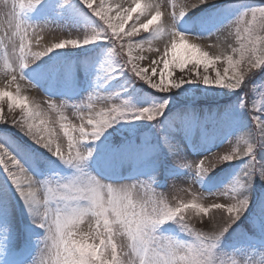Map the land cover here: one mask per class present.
<instances>
[{
  "label": "rangeland",
  "instance_id": "1",
  "mask_svg": "<svg viewBox=\"0 0 264 264\" xmlns=\"http://www.w3.org/2000/svg\"><path fill=\"white\" fill-rule=\"evenodd\" d=\"M148 2L159 4L161 19L166 20L164 14L172 10L171 3L190 7L198 0H142V3ZM28 3L29 0H0V24L4 29H8L13 6L19 11L20 4L27 6ZM105 4L136 7L133 0H105ZM262 5L264 0H208V3L175 20V29L181 34L201 38L190 42L200 44L203 50L231 54L232 47H239L237 28L243 34L246 26L237 23L235 17L246 7ZM110 14L115 17V10ZM132 15L134 17L136 13ZM19 17L23 23L36 27L35 34L29 29L33 52L44 51L61 39H76V34L98 31L101 27L81 0H39L20 11ZM229 21H232L230 25L216 33ZM132 22L129 19L125 28ZM14 31L13 22L9 33L11 39L0 44V90L16 95L19 87V95L28 97L30 106L32 102L39 104L40 109L47 113L46 118L50 122L47 127L52 128L59 137L57 143L62 141L65 148L67 138L60 123L79 125L80 120L72 106L88 103L91 94L96 110L108 104L95 97L108 96L113 102H124L130 109L129 116L141 108L164 105L154 119L118 120L96 140L84 142V147L91 148L92 154L79 165L80 168L105 183H114V186L147 180L151 183L150 194H162L173 206L179 202H195L204 207L225 203L226 199L217 195L225 190L246 195L248 204L245 211L217 240L214 252L235 259L237 264H264V180L257 174L246 187H237V178L247 164L264 165V138H260L259 129L253 123V117L264 122V65L250 72L236 89L196 80L160 92L123 67L122 59L112 50L110 41L97 40L49 51L20 68L24 80L17 77L16 83L9 85L10 77L4 67V47H7L11 64L15 59L13 49L18 54L20 43L18 35L11 36ZM2 34L3 30H0ZM37 35L39 44L36 43ZM256 35L264 36V31L257 30ZM133 39L152 41L153 51H148L149 44L145 43L144 51L139 53L145 59L138 63L145 68L151 60L159 58L168 42L167 38L160 39L151 32H141ZM210 42L219 47L209 48ZM133 54H137V50L134 49ZM224 67L217 61V70L223 72ZM190 68V64L183 70L173 67L169 79L179 80L182 75L193 78L196 72L204 74L202 65L192 73L188 71ZM208 75L214 77L215 72L210 68ZM50 102L57 106L65 105L63 115L66 120L61 121L60 114L48 108ZM7 105L8 98H0V115L10 118L21 114L20 107L9 112ZM132 133L135 134L130 137ZM127 140L130 143L126 146ZM0 143L17 155L31 157L32 162L26 167L38 181L46 177L66 180L77 174V168L72 164L35 145L10 124L0 123ZM249 144L253 147L251 153L224 161L207 173L197 174L190 164L184 166V163H198L200 159H204L205 166H208L216 157L229 154L234 149L245 151ZM135 190L146 195L145 189L137 187ZM38 195L43 199L44 190L40 189ZM192 225L205 232L212 229L208 216L200 217L195 213H192ZM155 232L181 241L192 239L174 220L157 225ZM42 234L43 229L32 222L28 206L0 168V264H33L38 238Z\"/></svg>",
  "mask_w": 264,
  "mask_h": 264
},
{
  "label": "snow or ice",
  "instance_id": "2",
  "mask_svg": "<svg viewBox=\"0 0 264 264\" xmlns=\"http://www.w3.org/2000/svg\"><path fill=\"white\" fill-rule=\"evenodd\" d=\"M38 2L39 0H29L27 6L20 4L19 11L16 10V6L14 5L13 11L9 13L8 29H4L3 24H0V30H3V34L0 35V44H4L6 39L11 38L9 33L13 27V22L15 31L11 32V36L18 35L20 38L18 54H16V49H13L15 59L11 64L9 63L7 47H4V67L6 74L10 77L9 85L15 84L17 77L20 80H24L20 74V68L33 63L35 59L44 56L49 51L65 46L88 44L97 40L110 41L112 50L122 59L123 67L127 68L135 77L142 79L160 92H165L171 88L179 87L184 83L196 80L204 84H215L236 89L241 86L245 77L250 72L264 65V36L256 35L257 30L264 31V5L246 7L235 17L237 23H244L246 26L243 28V34H241L240 28H237L239 47H232L231 54H226L223 51L213 53L203 50L200 44L190 42L201 40V38L181 34L175 29V20L184 17L191 9L208 3V0H198L196 4L190 7L173 2L170 4L172 10L164 14L166 20L161 19V6L152 2L142 3V0H133L136 7L124 8L122 4L106 6L105 0H98V2H95V0H81V3L100 22V29L89 33L76 34L78 37L76 39H61L59 42L51 44L50 47H46L44 51L33 52L29 40V29H32V34H35L36 27L23 23L19 17V13L23 9L32 6L33 3ZM177 8H179V11H177ZM113 10L116 12L115 17L110 14ZM133 13H136L134 17ZM154 16L158 18L155 22L150 23V21H153ZM249 16L250 19L248 18ZM141 17H144L143 21ZM129 19H132L133 22L128 28H125V24ZM231 23L232 21H229L226 25L219 28L216 33L221 32ZM165 24L167 25L166 28L163 27ZM141 32H151L155 36L160 37V39L167 38L168 41L165 44L164 51L159 54V58L151 60L147 68L141 67L138 63L145 59L139 53L144 51L145 43L149 44L148 51H153L151 47L152 41L134 40L133 37ZM36 43L39 44L38 35L36 36ZM208 47L218 48L219 46L210 42ZM134 49L137 50V54L135 55L133 54ZM156 52H159V49H156ZM217 61L225 65L223 72L217 70ZM189 64L191 65V68L188 70L189 73L194 72L202 65L204 74L200 75L196 72L193 78H186L182 75L179 80L175 78L169 79V77H172L171 69L173 67L183 70L185 65ZM210 68L215 72L214 77L208 75ZM0 93H3V95H0V98H8L7 107L9 112L14 107H20L22 110L19 116L6 118L4 115H0V123L12 125L23 135L27 136L35 145L44 148L60 160L72 164L77 168V174L66 180L46 177L38 181L33 178L26 167V164L32 162L31 157L17 155L5 147L4 144L0 143V168H3L7 179L16 188L21 199L28 206L31 215L36 208L44 209L40 222L36 224L43 230L49 222L51 206L60 196H68L77 200L92 192L98 183L95 176L87 174L79 167L92 154V149L85 148L84 142L96 140L106 128L118 120L141 117L154 119L164 107L163 104H160L155 108H141L129 116L130 109H128L124 102H113L114 100L108 96L95 97L96 100L103 99L108 104V106L96 110L93 94H91L89 95L88 103L72 106L77 118L80 120L79 125H73L71 122L60 123L63 135L67 138V146L65 148L62 141L57 143L59 139L58 135L53 132L51 127H47L50 123L46 118L47 113L41 110L39 104L35 102H32L30 106L28 97L19 95V87H17L16 95L5 90H0ZM10 97L12 98L11 100ZM17 102H20L19 106ZM64 106H57L51 102L48 104L49 109L60 114L59 119L61 121L67 119L63 115ZM253 123L259 129L260 138H264V122H261L258 117H253ZM252 149L251 144L243 152L234 149L229 154L216 157L208 166H205L204 159H200L198 163H184V166L187 167L190 164L197 170V174L207 173L224 161L248 155ZM257 174L261 180H264V165L258 167L252 163L247 164L237 178V187H246ZM130 187L133 190L137 189V187L145 189V204H150L156 209L154 213H146L144 218L137 216L132 222V227H136V223L143 219L144 226L154 231L157 225L174 220L182 225L183 230L192 237L190 241L169 238V246H183L184 254L188 257V260L183 262L179 260L172 261L166 247L161 246L157 248L155 244L150 245L148 248L149 253L154 254L153 249H155L166 257L165 260H160L159 264H199L201 258L215 253L214 249L217 240L240 218L248 204L246 195L238 194L235 190L231 192L225 190L217 194L226 199L225 203H213L204 207L195 202H179L173 206L167 202L162 194L159 196L150 194L151 183L147 180L139 181L138 184L133 183ZM40 189L44 190L43 199L38 195ZM192 213L200 217L208 216L212 223V229L205 232L195 228L192 225ZM54 216L55 213L53 212L52 217L54 218ZM217 217H219V222L217 221ZM108 238V233L103 231V224H101L99 235L93 233L91 238L87 239V242L91 240V243H95L98 246L100 239L105 241V244L102 246L104 251L100 254L99 258L94 257L89 251L73 254L57 245L51 255L43 257L42 264H103L104 261H111V248L107 245ZM113 238L115 239V236ZM163 243L161 241V245ZM129 258L131 264H142L139 253H132ZM123 259V254L118 247L117 258L114 264H123ZM157 259L159 260V257Z\"/></svg>",
  "mask_w": 264,
  "mask_h": 264
},
{
  "label": "clouds",
  "instance_id": "3",
  "mask_svg": "<svg viewBox=\"0 0 264 264\" xmlns=\"http://www.w3.org/2000/svg\"><path fill=\"white\" fill-rule=\"evenodd\" d=\"M157 18L154 16L150 23L155 22ZM19 104L20 102H17L18 106ZM96 180L97 185L87 196L74 200L62 195L54 202L49 211L47 227L38 238L37 256L33 264H42L43 257L51 255L57 245L73 254L89 251L94 257L99 258L104 251L102 246L105 241L100 239L98 246L95 243H88L87 239L91 238L93 233L99 235L101 224L103 231L108 233L107 245L111 248L112 257L111 261H104L103 264H114L118 247L124 257L123 264H131L129 257L132 253L140 254L142 264H159V261L165 260L166 257L155 249L154 254L149 253L148 248L152 244L157 248L166 247L172 261L188 260L182 245L169 246V238L156 234L155 230L147 229L143 219L136 223V227H132V222L137 216L144 218L146 213L156 211L152 205L145 204V195L131 189L130 185L114 186V183H105L99 178ZM43 213L42 208L34 209L31 215L32 222L38 224ZM161 241L164 242L163 245ZM199 264H237V261L223 254L213 253L201 258Z\"/></svg>",
  "mask_w": 264,
  "mask_h": 264
},
{
  "label": "trees",
  "instance_id": "4",
  "mask_svg": "<svg viewBox=\"0 0 264 264\" xmlns=\"http://www.w3.org/2000/svg\"><path fill=\"white\" fill-rule=\"evenodd\" d=\"M135 133L129 134L130 137H133ZM130 143V140H127L126 145Z\"/></svg>",
  "mask_w": 264,
  "mask_h": 264
}]
</instances>
